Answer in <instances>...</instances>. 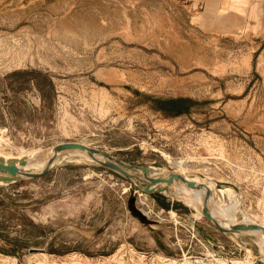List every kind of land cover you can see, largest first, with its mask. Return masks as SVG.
Returning a JSON list of instances; mask_svg holds the SVG:
<instances>
[{
  "label": "rangeland",
  "instance_id": "rangeland-1",
  "mask_svg": "<svg viewBox=\"0 0 264 264\" xmlns=\"http://www.w3.org/2000/svg\"><path fill=\"white\" fill-rule=\"evenodd\" d=\"M181 7L0 0V156L33 159L77 142L127 164L207 177L241 194L236 217L247 220L236 222L258 231L264 41L199 32ZM99 161L52 160L41 176L0 181V264H264L240 245L258 256L252 237L219 230L201 201L141 193Z\"/></svg>",
  "mask_w": 264,
  "mask_h": 264
},
{
  "label": "bare ground",
  "instance_id": "bare-ground-1",
  "mask_svg": "<svg viewBox=\"0 0 264 264\" xmlns=\"http://www.w3.org/2000/svg\"><path fill=\"white\" fill-rule=\"evenodd\" d=\"M56 147L57 146L52 147L48 152H44L43 154L39 155L38 157H35L33 159H26V164L24 166H20V168L22 170L27 171V172H39L40 171L39 167L41 165H44L45 163L52 161V160H56L58 162L61 160H65L68 157L72 158L75 156L93 159V157H91V155L88 152L81 150V149H66L64 151H61L59 154H57V156H55L52 159V155L54 154ZM95 156H96L97 160H100V161L106 160L105 156H103V155L96 154ZM3 159L4 160L14 159L16 161V164L18 165V161L21 159H25V158L22 155H17V156H13V157H6ZM147 167L149 168V172H150L151 176L159 175V174H161V171L164 173L163 175H167L168 172H171V171L166 172L165 169L158 170L155 167H151V166H147ZM173 172H177V173L181 174L185 178L186 182L179 180L177 183L173 182V184L168 185L167 192L169 193V196H171L172 198L173 197H177V198L191 197L192 203H194V199L196 198L198 201H201V203H202V205H201V207H199L198 211L201 212V214H203L207 218H209V214H207L203 208L211 210L212 211L211 215L214 217V219L222 227H225V228H230V227L236 228V227L241 226L240 223L236 222L237 219L240 222L241 221L245 222V219L247 220V218H246L247 216L243 217V218H237L236 217L237 213L239 212V210L243 204L241 201V199H242L241 194L234 187L229 186L227 184L219 185L217 183V180H213V179H210L207 177L198 178L195 175L185 176L184 174L178 172L177 170H173ZM182 172H184V170H182ZM187 181L194 182L196 184V186L195 187L188 186ZM207 184L212 185V186H208ZM163 185H165V183L161 184V186H163ZM211 191L212 192L218 191L220 193H224L228 202L232 204L231 207H229L228 205L222 203L217 198H215L213 196V194L211 193ZM193 209L195 210V208H193ZM246 214H247V212H246ZM211 221H213V220H211ZM246 225L250 227V225L248 223H246ZM250 228H252V227H250ZM252 229H254V228H252ZM252 229H248V228H245L242 226V228H237V229H234V231L227 232V233H231L234 236L248 235V236L252 237L253 244L256 246L257 252L259 254L258 256L255 255L253 248L249 247L244 242H242L240 245L246 249V252L248 255L253 256V259H257V258L264 259V240L261 239V238H264V233H263L264 232V226L259 224L257 229H256V230L262 231V232H258V231L252 230ZM258 245L261 248H259ZM189 263L186 262L184 264H189ZM191 264H207V263L195 261Z\"/></svg>",
  "mask_w": 264,
  "mask_h": 264
},
{
  "label": "crops",
  "instance_id": "crops-1",
  "mask_svg": "<svg viewBox=\"0 0 264 264\" xmlns=\"http://www.w3.org/2000/svg\"><path fill=\"white\" fill-rule=\"evenodd\" d=\"M199 32L239 31L246 39L264 41V0H177ZM200 15L196 23L191 17ZM203 24L205 25H201ZM208 25V26H206ZM233 37L231 33H228Z\"/></svg>",
  "mask_w": 264,
  "mask_h": 264
},
{
  "label": "water",
  "instance_id": "water-1",
  "mask_svg": "<svg viewBox=\"0 0 264 264\" xmlns=\"http://www.w3.org/2000/svg\"><path fill=\"white\" fill-rule=\"evenodd\" d=\"M66 149L84 150L88 152L91 157H93V159L95 160H97L95 156L96 154L105 156L106 160L99 161L101 165L127 178V180H129V182L136 188V190L144 194H149L156 190L162 192V190L168 189V185L173 184V182L177 183L179 180L186 182L185 178L181 174L173 171L168 172L167 175L159 174L151 176L149 168L147 166L127 164L99 149L77 142L59 143L55 149L54 154L52 155V159L57 156V154H59L61 151H64ZM25 164L26 159L19 160L17 165L14 159L4 160L2 157H0V181H2L3 184H10L21 179L22 177H38L47 173L51 168V162H49L39 172H27L20 168V166H24ZM131 171H139L141 175H135ZM164 183L165 185L161 186V184ZM187 184L190 187L196 186V184L192 181H187ZM209 218V220H213L212 222L214 223V225L221 231L232 232L234 231V229L242 228V225L236 228H225L222 227L212 215H209Z\"/></svg>",
  "mask_w": 264,
  "mask_h": 264
},
{
  "label": "trees",
  "instance_id": "trees-1",
  "mask_svg": "<svg viewBox=\"0 0 264 264\" xmlns=\"http://www.w3.org/2000/svg\"><path fill=\"white\" fill-rule=\"evenodd\" d=\"M157 110H160L162 112H167L169 114H178V113H181V112H184L185 109L183 107H167V106H159L156 108ZM4 252L8 253H14L16 250L15 248H10L9 250L8 249H4L2 248Z\"/></svg>",
  "mask_w": 264,
  "mask_h": 264
}]
</instances>
